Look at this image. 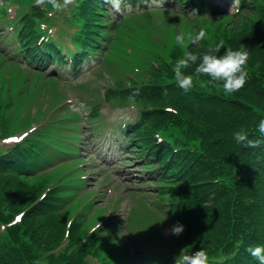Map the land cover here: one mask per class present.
<instances>
[{
	"label": "trees",
	"instance_id": "obj_1",
	"mask_svg": "<svg viewBox=\"0 0 264 264\" xmlns=\"http://www.w3.org/2000/svg\"><path fill=\"white\" fill-rule=\"evenodd\" d=\"M30 1L8 0L9 3H18V6ZM191 2L194 10L191 9L185 23L178 25L186 37L185 46L174 43V34L168 39L167 50L159 46V54L148 57L157 64L156 67L150 65L151 78L148 83L132 85L134 82L129 80L124 85L108 84L102 93L85 92L91 98L107 100L114 107H124L130 102V94L139 89V95L131 100L139 105L138 117L125 125L122 136L129 147L140 151L139 157L143 154L146 161L150 158L146 169L150 178H154V197L157 200L167 199L163 208L169 220L184 226V231L174 236L178 249L204 251L207 264H258L246 249L264 246V136L257 130L259 121L264 119V0L240 1V10L244 14L247 10L250 12L243 22L247 29L230 32L223 30L226 23L221 19L228 17L234 23L232 16H225L221 11L214 12L215 5L211 3H201L199 0ZM74 4L79 16L85 21V38L71 39V47H67L65 55L60 58L66 56L69 63L74 65L88 52L103 45L101 57L104 63L99 58L103 68L119 47L123 48L120 51L124 54L122 61L128 59L132 72L133 67L146 64L135 59L132 54L136 51L147 53L146 48L151 45L141 31L136 33L138 37L132 35L134 43L127 42L126 45L119 36L108 42L103 40L99 43L97 40L98 32L106 35L109 31L105 28L97 30L107 7L104 0H75ZM43 8L31 4L27 9H17V17L10 24L14 26L12 34L17 41L14 48L26 51L32 57L44 48L54 49L57 44L55 41L49 42L45 30L41 29L42 23L49 19ZM208 9L215 13L218 21L213 27L205 24L204 31L210 32L209 36L199 44H192L189 36L198 34L193 29L196 20L202 19L197 16L203 15ZM193 11L195 14H192ZM255 14L260 16L256 17ZM243 15L238 17L244 18ZM192 16L197 19L194 17L189 20ZM175 26L171 22L170 29ZM41 36L47 38L44 43H38ZM221 42L224 47L217 55H223L227 49L238 50L242 45L247 48L248 79L245 86L226 95L222 84H210L209 78L197 74L196 67L192 65L185 70V74L192 77V87L188 92L181 89L175 78L176 62L188 52L201 57L209 47ZM126 47H130L132 52L125 53ZM179 51H183L182 57ZM199 62L198 59L197 64ZM135 76L138 78L139 74L135 73ZM48 83L52 84L50 87L53 92V81L43 84ZM33 88L40 93V90ZM165 90L167 95L163 94ZM25 91L29 92L28 89ZM20 93H24V90L17 87L15 98ZM63 98L64 94L51 105L43 128L44 131L50 130V142L55 147H60L62 141L53 137L54 133L59 132L63 140L72 142L82 136L83 130L78 111H72L66 103L54 107ZM110 98H113V102ZM83 103L89 107L86 118L95 117L99 103L94 104L90 100ZM4 104L8 108L9 102L7 104L0 100V114L4 111ZM50 116L51 120H48ZM241 128L248 132L249 139L259 141L257 147L235 143L232 133ZM0 129V137L14 132L11 125L7 123L6 126V122H0ZM156 134L161 137L159 142L156 141ZM9 149L0 152V224L10 220L20 210H24V214L19 224L5 227L0 233V264L80 263L78 249L70 254L61 251L48 253L57 246L66 215H60L56 222L50 214L48 202L35 201L37 195L30 199L27 191L26 196L20 189L26 185V181H31L39 192L44 186L41 176L35 175L43 157L41 147L29 138ZM9 179L17 185L20 180L21 186H15ZM62 191L57 192L51 200H58L57 197L65 200ZM7 196L11 198V204L18 207H7L9 201L3 205L1 202ZM73 210L68 208L67 211L70 213ZM81 224L82 215L76 213L69 231L71 239Z\"/></svg>",
	"mask_w": 264,
	"mask_h": 264
},
{
	"label": "rangeland",
	"instance_id": "obj_2",
	"mask_svg": "<svg viewBox=\"0 0 264 264\" xmlns=\"http://www.w3.org/2000/svg\"><path fill=\"white\" fill-rule=\"evenodd\" d=\"M35 3V0H32ZM160 1V0H159ZM181 2V0H178ZM217 2V0H215ZM36 4V3H35ZM31 5V1L26 4H21L18 6V3L14 2V5H9L5 8L6 14H8V19H10L14 14V10H24L27 9L28 6ZM220 5L224 9H228L230 11L231 6L227 5V3H220ZM44 7L45 15L49 18L47 19L46 23L47 25L54 24L55 26H52L51 34L55 35V29L56 34L60 37H64V35H72L75 33V31L80 27V20H73L72 22H66L63 21L62 18L71 16V9L70 5L65 8L63 11L60 12H54L50 5L48 6H40ZM111 8V7H109ZM128 11L131 9L130 7L127 8ZM167 9H174L173 4H167ZM51 13V15H50ZM256 17H259V14H255ZM208 18H202L198 21L196 20V26L193 29V32L199 31L201 29L204 30L205 24H208V26L213 27L216 25L218 19L217 17L211 18L213 16H207ZM248 17V16H247ZM152 20L160 25L158 31H157V37L154 38V42L150 39L148 36H144L146 38V41H150L151 45H148V48H146L147 53H151L149 55L158 54L159 53V46L167 50L168 47V30L166 27L163 29L165 21V14H158L156 13V10H152L151 16ZM258 19V18H256ZM220 20V19H219ZM246 20V16L244 18L238 19L237 22L231 23V20L228 17H222L221 21L226 23L223 28L224 31L230 32V30H236V29H244L246 30L247 27L243 23ZM259 20V19H258ZM260 23H263L261 20H259ZM230 22V23H229ZM17 24V21L15 22ZM167 23V22H166ZM228 23V24H227ZM199 24V25H198ZM264 25V24H263ZM5 27V26H4ZM3 27V28H4ZM261 27V26H260ZM166 32V33H165ZM182 32L179 30L178 27L175 29V36L181 34ZM209 33H206V36H209ZM250 33V32H249ZM248 33V34H249ZM50 34V35H51ZM103 35L104 32H101ZM111 34V33H110ZM131 35L132 33L129 32ZM144 34H148L147 28L144 29ZM114 37H117V33L114 32ZM185 37V35H184ZM111 38V36L109 37ZM166 39V43L164 44V40ZM186 39V37H185ZM184 39V40H185ZM174 43H176V40H174ZM186 42L184 41L183 45L177 44L181 47H184ZM164 45V47H163ZM123 48L119 47L116 52H114V55L112 57H109L107 60L104 68H101L100 66L96 69L94 68V58L90 60L85 66H83L82 71L79 73L70 74L68 73L67 76H61L59 77L58 85H62V87H59L58 90L51 91V94H48L50 90L44 86L48 82V77H44L43 74L39 75V82L43 84L42 86L38 84L37 78H34L33 76H30L29 78L25 77V74L20 73L19 71H12L10 72L11 67H4V65H0V78L4 77V74L7 72H10L11 78L14 79L11 80L13 86L15 88L19 87L20 89L24 90V93H20V96L18 98L14 97V100L11 104H8V101H11L12 95L14 93L10 91L8 84L5 82V79L3 82H0V100H3V103L8 104V108L4 104V111L0 114V122L5 123L6 126L7 123L12 126V129L15 134L23 132V130H28L30 128H33L38 123H42L44 126L45 124V118L49 115L51 112V105L57 101L59 98H61V95L64 94V99L62 103H69L72 97V93H77L79 97H81V94L88 98V95L86 94V90L90 92L100 91L103 92L104 88L108 84H114L116 82L123 84L127 80V75L132 74V69L129 67L128 59L123 60L124 54L120 53V51ZM163 51V52H164ZM125 53H128L125 51ZM147 53H140L143 56L148 55ZM179 56H183V51H179ZM104 63V60H103ZM24 64V63H23ZM22 66V63L20 64ZM57 66V65H56ZM56 66H52L51 68H56ZM196 67L197 65L194 64ZM57 67H60L61 70L64 68L63 65H59ZM48 67L40 68L43 71H46ZM101 70L99 73L98 71ZM110 71V72H108ZM20 81H25L23 84H18ZM72 85V86H69ZM40 90L39 92H35L36 90L33 88ZM70 88H75L77 90H71ZM25 89H28L29 92L25 91ZM72 91V93L70 92ZM115 99V97H113ZM113 98H110V101L113 102ZM99 100V99H98ZM61 102H58L54 107H59ZM12 106V107H11ZM10 108V109H9ZM76 108V107H75ZM9 109V111H8ZM80 110H86L83 106L78 107ZM5 112H6V119H9L8 121L5 119ZM134 110L132 109H109L107 108L106 104L103 103L101 106V117H98L96 120H90L94 123H98L99 119L100 124H103L102 130L105 132H102V138L97 141L96 146L92 142H90L89 138L88 140L85 139V135L87 134V128L83 130V138L79 142L78 146L84 147L79 149V155L78 157L79 161L70 162L69 164H59L52 166L50 169L46 171H40V174H43L41 176L42 179H48L51 182H54L56 178L59 179L60 183L64 184V188L68 186H72L74 182H78L81 180V177H86L85 183L79 182L78 186H81L79 189L80 195H76L74 198L71 199L69 208H76V211H79L80 215H86L87 213L92 210L94 213L88 218L87 224H90L91 222L97 220L99 216L102 214L104 207H111L108 210V213H106V216H112V217H126L130 212V207H133L134 209H131V212L129 214V218L126 221V224L120 228L121 231L126 232L127 234L131 233L134 235L139 243V246L145 251V254H148V250H151L153 252L154 249H157L158 251H161L162 253H167L171 247L175 245V243L172 240V237H174L173 234H171V228L167 226L162 227L161 225L165 223L160 217L157 216V213L153 210H145L142 208L141 203H144V201L137 202L133 199L132 195L130 194V188L131 185H133L134 181L130 179L129 174H125L124 179L126 180H117L113 178L112 176H108L106 180H103V173L106 172L95 159L94 153L97 155L98 161L103 164H107L106 162L111 161L112 154L109 153L108 156L106 155L107 150L113 145L114 138L105 139L103 138L105 136L104 133L108 132L110 130V127H107V125L113 124V125H123V123L128 120L129 118L134 116ZM48 120H51V116ZM80 126L82 127V123L80 121ZM45 127V126H44ZM1 130V129H0ZM46 134L50 133V130L47 129L44 131ZM61 137V134H59ZM1 144V143H0ZM95 147V148H94ZM71 153H74V150H70ZM94 152V153H93ZM102 152V155L105 156L103 160L99 157L100 153ZM76 156V154H70V155H60L59 152H57L56 157H50L51 161L50 163H53L58 158L61 157H73ZM127 158L129 163L128 165H122L118 170L122 171L126 168V170L131 169L133 170L136 168L139 164L137 161H131V157L125 156L124 159ZM83 161V162H81ZM48 163V164H50ZM84 165V166H83ZM108 165V164H107ZM91 169V172L89 171ZM82 175V176H81ZM132 177V176H131ZM10 180V179H9ZM135 180V179H134ZM15 186H21L20 180L18 185L10 180ZM103 182V183H101ZM2 185V182H0ZM140 185L142 186V189L146 192H148V196H146V202L144 203L145 206L151 207V200H153V195L155 193V188H153L149 182V180H141ZM21 191L24 195H29L30 199L34 198L35 195L36 198L39 197L40 192L39 190L33 185L31 181H26V185L22 188L20 187ZM68 190V189H66ZM89 194H91V204L89 208L85 207L82 210L78 207V205H81V202H83L84 198L87 197ZM65 194L63 193V196ZM27 196V195H26ZM127 200V203H126ZM5 201H9V206L7 207H18L13 206L11 204V198L8 196L5 197L2 200V204L5 205ZM15 202V201H14ZM97 210H100L99 212H96ZM107 212V211H106ZM156 225H160L158 227H155ZM85 226V225H84ZM153 234H163L166 238H153ZM90 261V258H88ZM91 262V261H90ZM116 262L121 264H132L129 260L126 262L124 257H119L116 259ZM111 263V257L109 256H98L96 258V264H110ZM93 264V263H92Z\"/></svg>",
	"mask_w": 264,
	"mask_h": 264
},
{
	"label": "clouds",
	"instance_id": "obj_3",
	"mask_svg": "<svg viewBox=\"0 0 264 264\" xmlns=\"http://www.w3.org/2000/svg\"><path fill=\"white\" fill-rule=\"evenodd\" d=\"M75 0H35V3L39 6L50 5L54 12L63 11L69 5L74 4ZM164 0H160L161 6ZM104 3L111 7V10L115 14H121L127 10V5L122 8L123 0H104ZM192 14H195L193 11ZM51 15V13H50ZM206 37V32L201 29L198 34L189 36V40L192 44H199ZM45 36H41L38 43H44L46 41ZM184 34L181 33L175 37L176 43L184 44ZM224 47L223 42L216 45L215 47H209L207 52L201 57L188 52L184 58L179 59L175 66V78L178 86L185 92H188L192 87L191 75H186L185 70L192 65H197L195 72L202 76L209 78L210 84H222L223 92L226 95H230L236 91L242 89L247 83L248 72L246 70L247 62L249 59V52L247 48L242 45L238 50L227 49L223 55H217L220 50ZM199 59V63L197 61ZM131 88V84L129 85ZM167 95V91L163 93ZM139 95V89H135L129 96L130 100ZM259 133L264 136V119H261L258 123ZM233 139L236 144L243 145L245 147H257L259 141L249 139V134L243 128L234 131L232 133ZM159 142V138H158ZM86 179V177H84ZM101 224L98 223L97 228H100ZM94 229L93 231H95ZM171 234L179 236L184 231L182 224H175L171 228ZM246 251L258 261V264H264V246L258 245L255 247H249ZM177 264V258H176ZM180 264H207L206 253L202 250L196 251L191 256L184 255L180 257Z\"/></svg>",
	"mask_w": 264,
	"mask_h": 264
},
{
	"label": "snow or ice",
	"instance_id": "obj_4",
	"mask_svg": "<svg viewBox=\"0 0 264 264\" xmlns=\"http://www.w3.org/2000/svg\"><path fill=\"white\" fill-rule=\"evenodd\" d=\"M17 219L19 220V217H17Z\"/></svg>",
	"mask_w": 264,
	"mask_h": 264
}]
</instances>
